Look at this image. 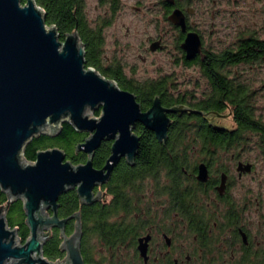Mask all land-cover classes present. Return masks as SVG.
<instances>
[{"label": "water", "instance_id": "obj_1", "mask_svg": "<svg viewBox=\"0 0 264 264\" xmlns=\"http://www.w3.org/2000/svg\"><path fill=\"white\" fill-rule=\"evenodd\" d=\"M45 15L36 0H0V187L9 202L22 200L30 232L23 242L19 227L9 224V204L0 207V264H87L82 253L81 214L61 217L59 198L74 188L83 204L100 200L102 191L96 192L95 187L110 179L123 157L134 163L141 140L138 124L163 144L172 123L170 113H201L216 125H234L228 109L206 113L183 104L165 106L160 95L143 109L134 92L87 66L77 29L62 40L57 27L46 23ZM171 19L185 29L179 11ZM159 43H153L152 49ZM181 47L187 59H193L201 52L199 34L189 32ZM97 110L99 115L94 114ZM64 122L89 133L77 145L78 151L87 154L85 162L73 163L57 146L39 150L35 160L25 157V146L33 137L55 136ZM103 141H112L111 153L99 168L93 158ZM249 168L247 164L241 169ZM198 177L207 179L205 164L200 165ZM71 219H75L74 230L68 234ZM52 228L60 229L62 260L44 254ZM149 237L141 238L139 245L145 258Z\"/></svg>", "mask_w": 264, "mask_h": 264}, {"label": "trees", "instance_id": "obj_2", "mask_svg": "<svg viewBox=\"0 0 264 264\" xmlns=\"http://www.w3.org/2000/svg\"><path fill=\"white\" fill-rule=\"evenodd\" d=\"M101 4L111 3L114 10L118 7V0H99ZM25 3V0H22ZM37 4L45 10L46 23L54 25L62 38L67 33L78 30L85 45L87 66H94L103 75L117 80L122 88L132 90L143 109H148L153 98L160 94L166 106H173L184 100V94L168 89V77L162 80H149L144 82L128 81L122 79V70L118 61L104 65L103 59V27L109 21L98 25H91L86 12V0H36ZM264 45L256 36L250 40L245 39L237 48H225L221 51L209 53V64L204 65L203 72L209 79L211 91L192 102L201 109H215L219 112L226 110L228 104L235 106V121L237 128L229 130L210 125L201 116L196 114L176 115L168 131L166 144L160 143L155 134L142 125H138L137 132L141 136L140 146L134 166H119L109 184L110 199L106 203L96 202L83 204L76 189H70L59 198V214L67 217L79 211L83 225L82 253L87 264H123L118 251L124 248L131 250L136 245L140 224L141 196L146 192L144 181L162 176L172 177V184L180 185L181 154L188 153L186 139L190 137L203 138V151H213L223 146L222 139H232L234 142H245L250 132H256L264 140V121L257 118L252 104L253 91L246 82L232 76L231 66L241 63H254L261 61L264 56ZM171 86V84H170ZM100 112L97 111L96 115ZM89 135L87 132H78L69 122L62 124L59 134H40L27 143L24 155L28 160H35L39 150L50 147H60L67 153V159L78 164L85 162L87 154L78 151L77 145ZM208 139V140H207ZM264 143V142H263ZM110 142H103L96 150L93 158L96 167H102L110 155ZM242 145V144H236ZM8 206L7 218L9 224L19 227V236L25 242L29 237V227L26 224V215L21 199L9 202V196L0 187V207ZM75 219H71L66 232L74 230ZM62 237L60 229L52 228L43 250L44 254L53 260H62L65 252L60 248ZM118 256V262L110 259ZM132 264H142L137 254L133 253Z\"/></svg>", "mask_w": 264, "mask_h": 264}, {"label": "flooded vegetation", "instance_id": "obj_3", "mask_svg": "<svg viewBox=\"0 0 264 264\" xmlns=\"http://www.w3.org/2000/svg\"><path fill=\"white\" fill-rule=\"evenodd\" d=\"M146 1L136 0L134 4H130L127 0H118V7L115 10L111 3L102 5H106L105 15L115 14L122 8L129 7L133 12L154 13L168 18L178 31L180 61L186 66H196L200 75L210 85L203 69L204 65L209 64V53L214 50L206 45L202 29L205 22L203 18L221 16L225 12L223 8L225 0H151L149 4H146ZM229 1L236 2V0ZM99 3L101 4L100 1ZM176 11H179L180 16L183 17L185 29L172 21L171 16ZM189 32H197L202 42L201 52L193 59H187L186 51L181 47ZM253 36H256L264 45V37L249 30V33L238 38L228 48L235 49L245 39L250 40ZM147 41L150 43V50L155 52L166 49L168 46L164 41L163 34L151 36ZM157 41H160L159 47L153 50L152 45ZM120 66L122 70L120 77L133 83L137 81L136 84L163 79L138 80L126 73L123 64L120 63ZM247 85L249 84L247 83ZM167 86L169 89L170 84L168 83ZM205 95L207 94L198 98L203 99ZM183 97L182 102L174 105L183 104L206 113L214 111L222 113L215 109H201L193 105L192 102L198 100L194 99L196 96L193 92L191 95L185 93ZM227 109L228 117L232 118L234 124L228 129L235 130L237 128L235 106L228 104ZM183 114H196L210 125L226 129L224 126L214 124L213 120H208L201 113L184 112L180 116ZM169 115L173 120L177 114L170 113ZM256 116L262 119L257 114ZM254 137L256 138V149L264 155V140L256 132H250L245 142L237 143L232 139H222L223 146L205 152L203 147L199 146L203 143V138L189 136L186 139L188 143H192V146L188 147V150L191 151L181 154L180 185L172 184L173 178L164 176L157 181L154 179L156 183L149 185L147 191L141 196L142 218L140 224L142 227L138 230L136 245L131 250L137 254L142 264H264V217H260L264 212L259 215L262 212V203L257 201L254 207L253 201L247 195L248 191L245 193L234 191L236 180L240 181L244 176L254 171L255 164L249 156L245 152H241L242 150H237L247 146ZM103 142L112 144V141ZM136 157L133 164L128 163L127 159L123 157L116 165L110 179L95 187L96 192L102 191V198L96 202L106 203L109 201V184L115 171L119 166L125 164L134 166ZM201 164H205L208 169L206 180H201L198 177ZM247 164L250 165L249 169H241ZM235 172H237V176H235ZM253 209L254 211H252ZM252 214L261 218L259 223L257 222V227L251 218ZM148 235L150 237L147 241V257L145 258L141 254L139 245L141 238Z\"/></svg>", "mask_w": 264, "mask_h": 264}, {"label": "rangeland", "instance_id": "obj_4", "mask_svg": "<svg viewBox=\"0 0 264 264\" xmlns=\"http://www.w3.org/2000/svg\"><path fill=\"white\" fill-rule=\"evenodd\" d=\"M135 1L127 0L130 4H134ZM150 1L147 0L146 4ZM224 4L225 12L221 16L203 18L205 22L202 29L207 47L221 51L249 33V30L264 37V0H236L234 3L225 0ZM105 8L106 5L100 4L99 0H86V12L91 25L109 21L103 27L105 66L112 61H118L124 65L128 75L138 80L168 77L170 87H175L174 90L190 91L196 97L210 93L211 87L200 75L199 69L196 66H186L180 61L178 31L168 18L154 13L133 12L129 7L122 8L115 14L105 15ZM158 34L164 35V41L168 46L155 52L150 50V43L147 40ZM228 69L232 76L249 84L253 90L251 100L256 114L264 120V58L258 62L241 63ZM97 111L94 112L95 115ZM255 143L254 137L247 146L237 149L249 156L255 168L242 180H236L234 191L236 193L248 191L247 195L253 201L254 207L257 201L262 203V212L259 213L261 215L264 212V155L256 149ZM155 183L152 178L146 179L145 191L149 185ZM260 217H264V213ZM251 218L257 227V222L259 223L261 218L254 214ZM117 255H121L123 264H132V250L124 248L118 251ZM110 259L117 262L120 260L118 256H110Z\"/></svg>", "mask_w": 264, "mask_h": 264}]
</instances>
